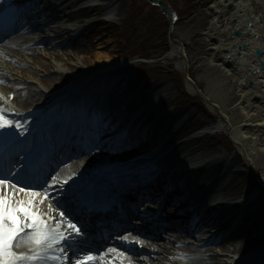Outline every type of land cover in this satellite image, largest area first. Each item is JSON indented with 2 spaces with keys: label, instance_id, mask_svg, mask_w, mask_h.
<instances>
[{
  "label": "bare ground",
  "instance_id": "obj_1",
  "mask_svg": "<svg viewBox=\"0 0 264 264\" xmlns=\"http://www.w3.org/2000/svg\"><path fill=\"white\" fill-rule=\"evenodd\" d=\"M3 1L4 0H0V4L3 3ZM37 1L39 0H33L30 2V4L35 5ZM68 1L69 3H72L79 0H63L58 6L54 4V1L42 2L40 0L43 6L40 10L34 11L33 17L31 20H29L27 27L23 31L15 33L13 36L0 43V106L1 103H4L3 97H8L10 96V94H12L14 97L12 99L13 104L24 108L31 105L33 101L34 103L44 101L48 97L47 93L57 91L63 84L67 82L73 83V81H78V79L81 80L82 77L86 76H88V78L86 79H94L97 76H104L105 73L101 74L103 72L101 70H107L106 64L108 63V61H103V55L97 53L95 63H93L94 66L90 72H86L84 75H77L69 78L65 77L64 67L68 65L69 59L74 60L78 53H68L67 50L65 51V53H63V47L61 45L60 47L50 46L51 44L48 41V37L50 35L52 39H54V37L61 38L70 35L69 40L71 42L67 47L73 49H81L90 44L89 40H84V42H81L82 35H77L72 39L71 35L75 33L76 29L71 28L67 24H61L62 21L59 20V13H61L60 6ZM101 1L106 2L107 4L102 13V16L106 21H111L113 17L119 15V12H116V10H120V6L116 7V4L119 1ZM228 1L234 3V8L230 10L228 16H226L225 14V7L227 4L223 0H214L213 4L210 5V9L214 11V15L209 22V27L207 28L208 31L206 32L208 36L211 34L212 36H215L217 34V37H215V40H213L214 42H212V50L219 49L221 51V56L219 60H214V58L212 57L208 62L212 65L219 66V68L231 78L239 102V107L237 109L241 112V115H243V117L245 118H250L256 115L257 117H259V119L252 124L245 123L237 127H232L225 120L224 116L220 115V119L217 121V123L213 126H210V128L215 130L214 128L226 127L231 141L242 153L245 161L252 165L249 154H253V152H257L259 154L264 153V92L262 90V85L264 84V72L259 69L258 59L254 55V49L257 47L264 51V0ZM216 4H218L220 7H216ZM215 9H217V11ZM98 10V7H93L81 8L77 11H73L66 17V23L74 20L81 21L84 19H88ZM246 18H250L251 20L250 27L245 24ZM233 19H235L234 23H232ZM37 21H41L42 23H44V26L39 27L36 23ZM216 23H220V25L216 26ZM103 24L104 22L99 24H92L88 27H90L93 32L98 31V38V35L101 36L105 34L100 30V27H102ZM215 26L218 27V30L215 31L216 34L214 35L213 29L215 28ZM233 27L241 29L243 33L242 36L233 38L230 37V33L233 30ZM27 32L30 33L27 34ZM242 42H245L248 48L243 51L242 57L238 58L236 57L235 53L238 49L237 47ZM38 45L42 46L45 49V52L43 54H39L36 52L37 50L35 47ZM184 52L185 51L183 50V48L172 42L169 51L163 57V59L174 60L175 62H177L178 67L183 68L186 61ZM227 57H230V60ZM41 60H44V62H42ZM262 60L264 61V53L262 55ZM21 63L25 66L21 67ZM34 68L42 69L44 71H48L50 70V68H52L54 76H44L43 78L39 79L35 75L36 73L34 71ZM74 72H79V69L77 68ZM56 75H59L60 79L59 82L54 83V80H56L57 78ZM62 81L63 84H60ZM249 81H252V84H250ZM26 83H29L31 85L30 87L33 86V88L27 89L23 87V84ZM78 84L76 87L80 89H77L74 92L76 93L78 90H80V94L86 96L90 84H87V86L84 87H82L81 83ZM192 84L193 83H188V86L195 89ZM159 88L160 87H157V90L155 89L157 93H160ZM129 91L138 95L135 100L136 102L141 103L144 100L145 92L143 90L138 91L137 86L132 84L129 88ZM164 102H168V98ZM242 102H246L247 104L242 106ZM95 104H99L97 100L95 101ZM113 104H115V100H111L110 105ZM6 107L7 105L2 108L5 110ZM128 107L129 108L127 109V111L132 108V106ZM251 107L253 108L251 109ZM113 110L114 108L107 111L111 113V111ZM151 116H153V113L149 114L148 118H151ZM162 117L167 118V120L175 119L173 122V124L176 123L175 128L170 134L171 137L169 138V140H167V142L170 143L174 142L175 138L177 139V142L173 143V145L170 147L175 156H182V154L185 153L188 148L192 147L197 142L199 143V139L194 140L182 138L183 134L197 123V121H194V119L191 118L190 115H187L182 120L181 117H176L175 113L171 115L169 113H166ZM159 128L160 126L158 127L155 125H150V127L148 126V129L139 126L138 130L141 129L143 131L142 133L144 135L146 134V138L157 140L160 137L157 134ZM169 128L171 129V126H169ZM168 129L164 128V132L167 133V131H169ZM136 134L139 137L142 135L138 131L136 132ZM167 146H169V144L166 145L165 148H167ZM97 148L98 147H93L91 152H87L86 154L84 153L85 159H83L82 162L77 161L72 163L68 168H64V174L62 175H66L69 178H78L80 180L91 179L92 181L102 184L107 178L113 179L114 177H116L118 175L116 173L120 171L122 173H141L142 169H140L141 164L138 165V158L141 156L143 152L142 150H134L131 152V154L126 153L125 158L114 156L113 159H110L107 157L108 154L98 151ZM196 148L203 150V152L207 153V155H210L211 152H214V149H210V147L204 141H202V143H199ZM216 158L218 157H214L212 160L206 159L205 165H213L215 170L221 167L222 161H216ZM201 159L204 160V156ZM142 160L144 161L145 159L143 158ZM213 160H215V162H212ZM228 160V167L223 171L222 177H227L233 170L232 165H230V163L233 162V159L228 158ZM198 172L200 173L201 169L198 170L197 173ZM259 178L264 184V171ZM218 181H220V179H218ZM67 190L68 187L63 186V188L58 190L57 193L65 192V196H67ZM218 191H220L219 195L222 196H235L230 199H234L240 195V190L234 191L230 189L224 191L221 186H219ZM213 194L214 192L212 191L209 196H212ZM206 195L207 192L205 191V196ZM157 202H159L158 199L154 201L151 207H156V205H158ZM221 214L227 215V209L223 207L219 215ZM258 219H260V216L258 217ZM227 221L228 219H226V222ZM214 222L219 224V218L215 217ZM260 222L261 221L257 222V226H259ZM242 226V224L237 223L234 224V227L232 228H239L241 230L239 235H233L231 230L225 237V239H220L215 243V245L220 247L219 252H222V254L218 252L214 253V255L211 256V260L214 261V263L212 262V264H222V261H226L230 254L235 255L236 253H238L241 248L249 242L248 238L256 237L257 234H247V232H249V229L242 228ZM185 230L186 224L183 223L182 226L175 231L174 235H170V237L164 241H145L137 236H133L134 239H137L139 241L140 246H145L146 249L148 248L147 250H149V254L145 253L141 248H135L136 254H123V256L119 255V253L121 252L107 251L106 255L104 256L105 262L106 264H165L163 262H174L179 260L183 264H206L202 260V257L199 255H185L182 254L184 253L183 251H181L182 253H179V250H181V244H183L184 242L183 240L188 237V235L184 233ZM178 237L184 238L178 240ZM141 251L142 255L137 256ZM107 258L110 260H108ZM174 258H176V260Z\"/></svg>",
  "mask_w": 264,
  "mask_h": 264
},
{
  "label": "rangeland",
  "instance_id": "obj_2",
  "mask_svg": "<svg viewBox=\"0 0 264 264\" xmlns=\"http://www.w3.org/2000/svg\"><path fill=\"white\" fill-rule=\"evenodd\" d=\"M167 1L174 6L180 17L173 29V41L168 37V22L157 7L151 6L145 0H119L116 5L120 6V10H116V12H119V15L115 16L112 21L105 22L100 27V30L105 33L104 35H98L97 38L98 31L93 32L89 30L84 34V38L90 41V44L86 47L81 49L67 47L63 49V53L66 50L68 53H78L76 58L74 60L69 59L68 65L64 67L66 70L64 72L65 77L79 76L81 73L92 70L97 53L103 55V61L107 60L108 64H115L117 61L128 58L134 53L141 54L142 51L147 50L151 55V68L166 71V73L164 72V78H160L162 81L154 85L150 81V79H153L151 77H146L142 80L132 79V76L135 78L140 73L136 72L135 69L136 74L133 73L131 71L132 66H124L118 68L117 71L114 70L110 75V79L122 80L116 84L114 83V86L107 89L109 94L122 97L121 94L125 88L122 90L120 87L126 81H130V78L133 84L139 81L142 84L145 83L147 91L160 87V93L156 92L157 89L154 90L153 97H157L154 104L148 106L147 101L142 102L143 105L138 102H131L132 109L136 112L145 109L147 106L148 109L141 115L143 122L147 121L146 117L148 118L149 111H156L154 112V116L148 119L150 122H153V124L150 123L151 125L160 126L157 132L158 135L162 136L165 126L173 124L175 120L163 118L162 115L166 113L170 115L175 113L176 117L179 116V118L190 115L198 124L202 121H216L220 118V115H223L232 127L245 123L252 124L258 121L259 117L256 115L250 118H245L241 115V112L237 109L239 102L231 78L219 66L208 62L212 57L214 60H219L221 56L219 49L212 50V42H214L213 39L217 37V34H214L215 36H212V34L208 36L206 32L208 31L209 22L214 15V11L210 9V5L213 4L214 0ZM216 7H219L218 4H216ZM225 14L226 16L229 14L227 9ZM53 41L56 42V40ZM172 42L179 45L185 51L186 61L183 68L178 67L177 62L174 60L163 59L169 51ZM36 49V52L39 54L45 52L43 47H36ZM41 61L44 62V60ZM21 66H24V64H21ZM77 68L79 72H74ZM34 71L39 79L44 76H54L52 68L48 71L34 68ZM167 71H169V75ZM56 77L54 83L59 82L60 76L56 75ZM174 82L176 83V87L173 84ZM191 82H193L192 85L195 89L188 86V83ZM24 86L31 88L29 84ZM180 94L182 96L185 94L187 97L182 98L179 96ZM126 97L128 98L129 96ZM167 98L168 102H164ZM246 104V102H242L241 105ZM220 130L221 133L216 134V136H206L201 140V143L204 141L210 149L218 151L219 154H222V151L226 149L230 153L229 158L233 159V162L230 163L233 170L221 183L222 189L224 191L230 189L234 191L240 190L241 194L245 190L248 191L249 188H252V184L259 186L262 184L264 186L259 178L264 171V153H250L249 156L252 162V165H250L231 141L226 127ZM170 134L167 136V139L171 137ZM174 140L176 141L177 139L175 138ZM102 152L108 154L107 157L110 159H113L114 156L121 157L122 154L116 151H107L106 149H103ZM228 162L229 160H227ZM209 171L211 169L207 172ZM199 180L205 181L206 175L203 179L199 178ZM256 209L258 210H253L252 213L257 218L260 216V223H264V203H261V206ZM161 237L164 240L168 235L162 233ZM214 251L219 252L220 247L215 246L213 251L208 253H214ZM206 261H209V259H206ZM212 262L214 263V261Z\"/></svg>",
  "mask_w": 264,
  "mask_h": 264
},
{
  "label": "snow or ice",
  "instance_id": "obj_3",
  "mask_svg": "<svg viewBox=\"0 0 264 264\" xmlns=\"http://www.w3.org/2000/svg\"><path fill=\"white\" fill-rule=\"evenodd\" d=\"M6 126L11 127L12 121L6 119L5 110L0 109V129ZM52 180L53 187L59 185L63 188L68 183L67 180L61 183L55 176ZM8 188L13 190L11 195ZM18 193L31 198L26 202L14 200L13 195ZM49 196L47 189L41 196V193L10 183L7 178H0V264H94L96 257L91 254V249L83 247L85 233L81 231L82 225L74 223L64 211H58L64 206L62 203L57 201L55 207L49 203L47 217L38 211L35 200L40 198L39 203L43 204ZM121 239L127 241L128 237ZM25 243L32 245L29 254L14 251ZM69 251L75 260L68 256ZM85 251L87 254L78 256ZM116 251L115 248L109 249V252ZM119 255L123 256V253Z\"/></svg>",
  "mask_w": 264,
  "mask_h": 264
},
{
  "label": "water",
  "instance_id": "obj_4",
  "mask_svg": "<svg viewBox=\"0 0 264 264\" xmlns=\"http://www.w3.org/2000/svg\"><path fill=\"white\" fill-rule=\"evenodd\" d=\"M149 2H151L152 4H157L160 6L161 8V11H163L167 16H168V19L170 21V35L172 33V28H173V22L175 20V14L174 12L172 11V9L170 8V6L163 0H148ZM228 8L229 9H232L234 7V5L232 3H229L228 5ZM235 22V19H233V23ZM246 24L248 26H251V21L250 19H247L246 20ZM243 33L240 29H236L235 31H233L231 33V36H241ZM248 48L247 44L245 42H243L240 46H238V51L236 53V56L237 57H241V52L240 50H246ZM255 56L257 59H259V67L260 69L264 72V61L261 59L262 57V54H263V51L257 47L255 48ZM228 59H230V57H228ZM250 84H252V81H249ZM263 91H264V84H263Z\"/></svg>",
  "mask_w": 264,
  "mask_h": 264
}]
</instances>
